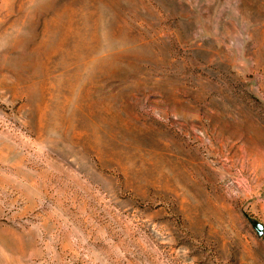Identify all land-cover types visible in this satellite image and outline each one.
<instances>
[{
    "label": "rangeland",
    "instance_id": "1",
    "mask_svg": "<svg viewBox=\"0 0 264 264\" xmlns=\"http://www.w3.org/2000/svg\"><path fill=\"white\" fill-rule=\"evenodd\" d=\"M264 0H0V264H264Z\"/></svg>",
    "mask_w": 264,
    "mask_h": 264
},
{
    "label": "water",
    "instance_id": "2",
    "mask_svg": "<svg viewBox=\"0 0 264 264\" xmlns=\"http://www.w3.org/2000/svg\"><path fill=\"white\" fill-rule=\"evenodd\" d=\"M255 227H256L259 235H262L264 233V229L261 225H255Z\"/></svg>",
    "mask_w": 264,
    "mask_h": 264
}]
</instances>
